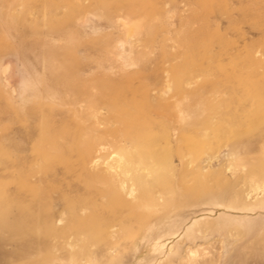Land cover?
Returning <instances> with one entry per match:
<instances>
[{"label":"bare ground","instance_id":"obj_1","mask_svg":"<svg viewBox=\"0 0 264 264\" xmlns=\"http://www.w3.org/2000/svg\"><path fill=\"white\" fill-rule=\"evenodd\" d=\"M245 3H240V11H250L254 18V9ZM204 59L196 70L176 63L172 94L164 97L171 89L168 81L159 98L145 106L123 95L109 96L107 103L89 94L75 97L81 128L64 129V119L44 125L46 135L38 138V150L53 156L36 167L34 156L24 159L28 167L15 173L16 187L0 188V233L27 240L38 259L50 254L63 264H120L127 257L121 247L133 238L148 236L157 244L176 235L197 211L219 207L264 213V74L239 72L226 63L214 66ZM200 75L206 79L190 86L188 79L193 83ZM168 113L173 140L152 120ZM221 141L231 178L220 169L203 171L200 165V158ZM93 153L106 157L101 159L104 166ZM169 154L180 163L175 173L166 164ZM0 182L4 185L6 176ZM249 193L257 197L251 201ZM159 205H173L178 212L164 221L155 217ZM234 217L197 223L201 235L193 238L221 230L236 247L238 264H264V215L240 224ZM55 220L62 225L54 226Z\"/></svg>","mask_w":264,"mask_h":264},{"label":"rangeland","instance_id":"obj_2","mask_svg":"<svg viewBox=\"0 0 264 264\" xmlns=\"http://www.w3.org/2000/svg\"><path fill=\"white\" fill-rule=\"evenodd\" d=\"M245 1L254 9V18L252 12L240 11V3ZM234 22L239 24L232 25ZM263 30L264 0H0V177L7 178L0 188L11 191L16 187L15 173L28 167L24 159L34 156L36 167L53 156L38 150V138L46 135L44 125L64 119V129L81 128L75 118L79 113L75 97L89 94L107 103L113 96L123 95L145 106V102L159 98L168 81L171 89L164 97L172 94L176 63L196 70L204 57L214 66L226 63L239 72L262 75ZM196 79L204 81L206 75L187 82L194 86ZM168 116L172 115H157L152 120L173 140ZM222 143L214 145L210 155L201 156L200 165L203 171L220 169L222 176L231 178ZM104 152L107 155L108 151ZM92 155L94 160L98 158L97 153ZM205 156L213 157L209 160ZM17 157L21 161L17 162ZM101 159L97 162L104 166L106 157ZM166 164L173 173L180 167L170 154ZM256 197L249 193L247 198L252 201ZM176 209L159 205L155 217L165 221L178 212ZM203 212L192 213L189 219L182 213L188 220L182 222L177 234L162 237L157 244L148 241V236L133 238L121 247L127 250L122 259L126 262L121 263L234 264L232 259L238 264L236 247L225 240L221 230L193 238L201 235L195 230L197 223L235 216L240 224L264 213L219 207ZM62 223L55 220L54 226ZM112 230L115 235L119 232L118 227ZM31 248L27 240L1 232L0 264H63L50 254L38 259Z\"/></svg>","mask_w":264,"mask_h":264}]
</instances>
